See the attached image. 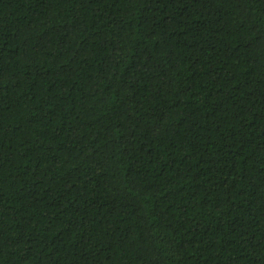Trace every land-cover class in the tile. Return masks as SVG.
I'll use <instances>...</instances> for the list:
<instances>
[{
    "label": "trees",
    "instance_id": "1",
    "mask_svg": "<svg viewBox=\"0 0 264 264\" xmlns=\"http://www.w3.org/2000/svg\"><path fill=\"white\" fill-rule=\"evenodd\" d=\"M0 264H264V0H0Z\"/></svg>",
    "mask_w": 264,
    "mask_h": 264
}]
</instances>
